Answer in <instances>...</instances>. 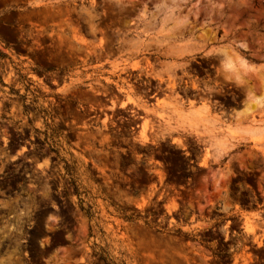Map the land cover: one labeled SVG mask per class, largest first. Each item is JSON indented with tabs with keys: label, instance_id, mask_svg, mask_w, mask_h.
Returning a JSON list of instances; mask_svg holds the SVG:
<instances>
[{
	"label": "rangeland",
	"instance_id": "rangeland-1",
	"mask_svg": "<svg viewBox=\"0 0 264 264\" xmlns=\"http://www.w3.org/2000/svg\"><path fill=\"white\" fill-rule=\"evenodd\" d=\"M260 71L264 0H0V239L264 264Z\"/></svg>",
	"mask_w": 264,
	"mask_h": 264
},
{
	"label": "flooded vegetation",
	"instance_id": "flooded-vegetation-1",
	"mask_svg": "<svg viewBox=\"0 0 264 264\" xmlns=\"http://www.w3.org/2000/svg\"><path fill=\"white\" fill-rule=\"evenodd\" d=\"M5 181L0 177V184H3ZM2 214L0 213V221ZM31 228V227H29ZM4 238L0 239V259L4 258L7 262L11 264H15V260L20 258V264H38L40 261V257L38 254V250L36 248L40 247L39 239L32 240L29 238H21L19 242L21 243L18 249H15L19 252L18 254L13 253L14 245L11 243L14 241L13 237H8L6 234H3ZM23 248H27L23 250ZM10 258L8 259V256Z\"/></svg>",
	"mask_w": 264,
	"mask_h": 264
},
{
	"label": "bare ground",
	"instance_id": "bare-ground-1",
	"mask_svg": "<svg viewBox=\"0 0 264 264\" xmlns=\"http://www.w3.org/2000/svg\"><path fill=\"white\" fill-rule=\"evenodd\" d=\"M226 60L225 61H227L228 63H230V62H234V61H236L235 59H238V58H234V56H231V55H226V58H225ZM226 62V63H227ZM259 80H260V85H261V91H259L258 90V92L257 93H250L251 94V101H254V103H256L255 101L256 100H258L259 99V96H261V95H258V93L260 92L261 94H264V71H260V73H259ZM251 90H253V89H251ZM257 91V90H256ZM248 102H250V101H248ZM251 103V102H250ZM252 104V103H251ZM253 105V104H252ZM248 106H249V103H248ZM247 106V107H248ZM249 108V107H248Z\"/></svg>",
	"mask_w": 264,
	"mask_h": 264
}]
</instances>
